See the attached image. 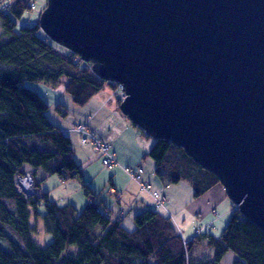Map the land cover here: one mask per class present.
I'll return each mask as SVG.
<instances>
[{"label":"water","instance_id":"95a60500","mask_svg":"<svg viewBox=\"0 0 264 264\" xmlns=\"http://www.w3.org/2000/svg\"><path fill=\"white\" fill-rule=\"evenodd\" d=\"M37 24L121 84V113L213 173L264 235V0H46Z\"/></svg>","mask_w":264,"mask_h":264},{"label":"trees","instance_id":"16d2710c","mask_svg":"<svg viewBox=\"0 0 264 264\" xmlns=\"http://www.w3.org/2000/svg\"><path fill=\"white\" fill-rule=\"evenodd\" d=\"M32 6L25 0H9L6 9H0V264H220L227 252L235 256L232 264H264V235L237 210L220 235H213L209 224L190 238L160 207L137 212L132 229L124 226V216H115L95 201L78 211L44 193L45 214L37 213L39 197L24 196L17 185V177L26 173L24 166L62 179L81 178L82 167L73 159L70 138L49 120L48 104L23 82L61 83L79 106L105 83L115 84L97 77L78 55L40 35L38 24L17 28V19ZM146 156L160 180L186 181L194 197L220 184L168 140H154ZM31 176L35 187L39 184L35 171ZM31 214L41 217L44 231L53 236L44 246L32 237L36 229L30 224ZM206 250L211 255H205Z\"/></svg>","mask_w":264,"mask_h":264},{"label":"rangeland","instance_id":"374dc122","mask_svg":"<svg viewBox=\"0 0 264 264\" xmlns=\"http://www.w3.org/2000/svg\"><path fill=\"white\" fill-rule=\"evenodd\" d=\"M25 2L27 5H31V3H33V6L31 8L25 9L21 17L17 19L16 21L17 28L21 26H32L37 24L39 15L45 6L46 0H25ZM1 30L2 29L0 25V33ZM38 33L42 35L43 31L40 29ZM56 48L57 50L63 52V49L59 47ZM23 85L39 93V95L48 104L49 108L47 111V116L52 124L61 125L63 123H69L70 125L69 121L70 119L71 120L73 119L72 108L70 106H79V105H76L72 101H70L69 96L63 91L61 83L57 85H51L45 82L24 81ZM114 88L116 89V85L114 86ZM102 89L99 92H105V93L107 92L108 94V91H110L112 93V99L114 102L117 100L116 97H119L118 92H116L115 90L112 91L113 89L110 85H108V83H105ZM108 95L111 96L110 93ZM62 109L63 110L65 109V111L67 112V116L65 115L63 116V114L61 113ZM139 131L138 134L140 135L141 142L143 143L154 142L152 138L147 137L142 133L141 135ZM73 148H74L73 151L76 152L78 151L77 146H73ZM145 149L148 150L149 146H146ZM72 156L73 159L77 163H79L82 167L81 178L76 177L70 179H62L57 174H47L41 169H39L36 172L34 178L36 182L37 181L39 182V184L36 185L35 187H33V185L31 186L32 190L34 191L31 194V196H33V194L35 193V196L39 197L36 207L37 213L40 216H43L45 214L44 202L41 199V196L44 193L47 194V198L49 200L55 201L59 205L71 203L76 207L78 211L82 210L85 204L88 203L89 201H95L99 203L101 206L107 205L109 207L113 206L114 204L113 210L115 213L117 211L119 212L118 206L120 205L121 210L124 211V217H125L123 224L126 228L132 229L134 226L133 216L141 210L137 209L133 204L131 205V203H129L130 204L129 205L126 202L128 201L126 200V198L116 202L115 194L109 191L111 185L110 184L111 179H113L112 177L110 178V176L112 175V171L114 168L112 167L111 169H106L102 164V157L100 155L97 158L96 157L92 158L89 162L86 163L83 162L81 160L83 158L75 154V152L72 154ZM151 160L152 159L148 157L147 161H151ZM87 163L89 164L86 165ZM23 169L26 173L31 174L33 172L32 168L28 166H24ZM123 172L125 171L123 170ZM125 174L126 175H124L122 180L126 179L127 176L130 179H132L129 174H127L126 172ZM119 180L121 179L119 178ZM18 183L19 186L21 187L20 182H18L17 180V185ZM165 183L166 185H169L170 188L171 187L173 188L172 191L171 189H169V191L165 193L167 201L166 199H164L165 196L163 197V200H165L167 204L165 211H167L170 214V216L173 215L171 217H173L177 221L180 227L182 222H180L181 220H179L177 216H174L175 215L173 214L174 210L173 209L171 210V206H170L172 203L177 209H182V208L186 209L187 212L190 213L192 218L197 217L196 209L202 207L204 209L203 216L208 215L210 216L211 219L214 218L213 219L214 221H212V224H210L209 231L215 236L221 234V232L223 231V229L230 220L232 208H233L232 202L227 197L225 189L221 184H218L214 186L212 189L205 191L204 193H201L200 195L194 197L193 189L186 181H180L171 184H168L167 182ZM146 195L144 196L146 197L147 200H149L148 198L149 195L148 196ZM123 200H125V202ZM154 206L156 207L155 203ZM158 209L160 211H164L163 209L160 208ZM213 209H215L214 210L215 212L213 211ZM221 212H224V214L222 215V217H219ZM194 220L196 221V225L199 226L205 225L203 224V221L197 220V218ZM30 224L35 226L36 232L33 233L32 237L38 245L44 246L52 240L53 238L52 234L44 231L43 219L41 217L35 219L34 216L31 214ZM72 250H74V248H72L71 251Z\"/></svg>","mask_w":264,"mask_h":264},{"label":"crops","instance_id":"0c3cea01","mask_svg":"<svg viewBox=\"0 0 264 264\" xmlns=\"http://www.w3.org/2000/svg\"><path fill=\"white\" fill-rule=\"evenodd\" d=\"M110 86L113 89L112 91H114V86ZM109 93L111 96L108 95ZM108 94L107 92H98L85 105L70 106L72 108L73 117V119H70L69 121L70 125L69 123H63L61 125L57 124L56 126L62 129L63 132L70 138L72 147L77 146L79 153L78 151H73V153L75 152V154L81 156L83 158L81 160L85 163L89 162L94 157H99V154L93 150L91 145L81 143L80 135L74 130L75 125L85 124L98 139L109 144L110 150L113 152L116 162L118 163H116L115 167L113 166L114 169L112 171V175L110 176V178L112 177L113 179H111V185L109 189L110 192L115 194L116 202L126 198V200H128L126 201L128 204L131 203V205L133 204L137 209L140 210L144 209L145 207H155L154 200L151 198L149 192L141 190L139 181L146 185L150 190L158 191L164 196L165 193L169 191V189L172 191L173 188H170L169 185H166L165 181L160 180L156 176L154 173V164L152 160L147 161L148 157L146 156V153L150 150L154 142H141L140 135L138 134L136 128L132 126V123L119 110V103L117 102L119 98L116 97L117 100L114 102L112 99V93L108 91ZM61 113L63 116H67L65 109H62ZM146 146H149L148 150L145 149ZM88 164L89 163L86 165ZM124 167H130L132 169L141 167L142 172L140 180H135L133 178L132 180L128 176L126 179L122 180L124 175H126ZM38 170L39 169L33 171H35L36 174ZM123 170L125 172H123ZM119 178L121 180H119ZM144 195H149V200H147ZM123 201L125 202V200ZM165 205L167 206L166 203ZM113 206L109 207L106 205L102 207L111 211V213H113L115 216H124V211L121 210L120 205L118 206V213L114 212ZM170 206L171 210H174V216H177V218L181 220L180 222H182L180 227L177 221L172 217L185 238H190L193 236L195 228L199 226L196 225V221L194 219L197 218V220L203 221V224H212V221H214V218L211 219L208 215L203 216L204 209L202 207L196 209L197 217L192 218L186 209H177L173 203ZM214 210L215 209H213V211ZM224 212H221L219 217H222ZM205 255L209 256L211 255V252L206 250ZM234 258L235 256L232 252H227L220 264H232Z\"/></svg>","mask_w":264,"mask_h":264},{"label":"built area","instance_id":"2783aa9c","mask_svg":"<svg viewBox=\"0 0 264 264\" xmlns=\"http://www.w3.org/2000/svg\"><path fill=\"white\" fill-rule=\"evenodd\" d=\"M9 3V0H0V9H6L7 5ZM115 91L118 92L119 99L122 100L125 97V93L123 90V86L121 84H117ZM74 130L80 135V141L82 144H89L92 146L93 150H95L101 157H102V164L105 168L110 169L113 166L116 165V159L114 157L113 152L110 150L109 144L102 142L100 139H98L93 132L90 131V129L85 124H77L74 126ZM124 170L131 176V178L135 180H140L141 178V167H138L136 169H132L130 167H124ZM20 182V180H19ZM141 190L148 191L150 195L152 196L154 203L156 207L165 208V200H163L164 195L161 194L158 191L150 190L146 185H144L141 181ZM21 187L18 183V188L20 191H22L24 188L22 187V183L20 182ZM32 186V184H30ZM165 199V198H164ZM236 210V207L233 206L232 211ZM209 224L201 225L195 228L194 233L200 234L203 232Z\"/></svg>","mask_w":264,"mask_h":264},{"label":"bare ground","instance_id":"6f19581e","mask_svg":"<svg viewBox=\"0 0 264 264\" xmlns=\"http://www.w3.org/2000/svg\"><path fill=\"white\" fill-rule=\"evenodd\" d=\"M20 182L22 183V187L24 188V190H26L28 193H31L32 192V187H31L30 182H29V180L27 178L21 179ZM151 198H152V196H151ZM165 208H166V205H165Z\"/></svg>","mask_w":264,"mask_h":264},{"label":"clouds","instance_id":"9594fccd","mask_svg":"<svg viewBox=\"0 0 264 264\" xmlns=\"http://www.w3.org/2000/svg\"><path fill=\"white\" fill-rule=\"evenodd\" d=\"M30 174V173H29ZM31 175V174H30ZM32 185H33V179H32Z\"/></svg>","mask_w":264,"mask_h":264}]
</instances>
